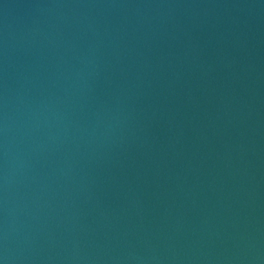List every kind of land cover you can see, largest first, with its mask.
Instances as JSON below:
<instances>
[{"label": "water", "instance_id": "water-1", "mask_svg": "<svg viewBox=\"0 0 264 264\" xmlns=\"http://www.w3.org/2000/svg\"><path fill=\"white\" fill-rule=\"evenodd\" d=\"M2 264H264V0H0Z\"/></svg>", "mask_w": 264, "mask_h": 264}, {"label": "clouds", "instance_id": "clouds-1", "mask_svg": "<svg viewBox=\"0 0 264 264\" xmlns=\"http://www.w3.org/2000/svg\"><path fill=\"white\" fill-rule=\"evenodd\" d=\"M0 264H2V262H0Z\"/></svg>", "mask_w": 264, "mask_h": 264}]
</instances>
